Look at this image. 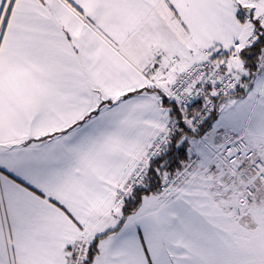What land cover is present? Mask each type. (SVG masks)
<instances>
[{
  "label": "snow or ice",
  "instance_id": "snow-or-ice-1",
  "mask_svg": "<svg viewBox=\"0 0 264 264\" xmlns=\"http://www.w3.org/2000/svg\"><path fill=\"white\" fill-rule=\"evenodd\" d=\"M0 264H264V0H0Z\"/></svg>",
  "mask_w": 264,
  "mask_h": 264
}]
</instances>
